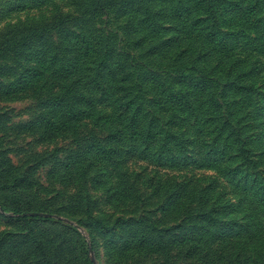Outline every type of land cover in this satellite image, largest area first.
<instances>
[{
  "label": "rangeland",
  "instance_id": "rangeland-1",
  "mask_svg": "<svg viewBox=\"0 0 264 264\" xmlns=\"http://www.w3.org/2000/svg\"><path fill=\"white\" fill-rule=\"evenodd\" d=\"M255 1L0 0V264H264Z\"/></svg>",
  "mask_w": 264,
  "mask_h": 264
},
{
  "label": "trees",
  "instance_id": "trees-1",
  "mask_svg": "<svg viewBox=\"0 0 264 264\" xmlns=\"http://www.w3.org/2000/svg\"><path fill=\"white\" fill-rule=\"evenodd\" d=\"M96 1V8L98 10L101 11H105L108 8H112L114 6H119V5H124L128 2V0H95ZM240 7L243 8V12L246 11H256L257 9V5L258 3L255 1V3L253 2V0H238ZM89 45L86 46V48H88ZM172 97H176V96H172ZM181 101L183 100V98H180ZM243 155L246 156V152L243 153Z\"/></svg>",
  "mask_w": 264,
  "mask_h": 264
}]
</instances>
